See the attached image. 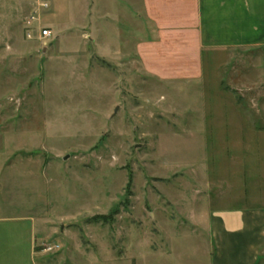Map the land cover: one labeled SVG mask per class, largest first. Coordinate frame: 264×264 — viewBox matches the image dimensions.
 <instances>
[{"label": "rangeland", "instance_id": "obj_1", "mask_svg": "<svg viewBox=\"0 0 264 264\" xmlns=\"http://www.w3.org/2000/svg\"><path fill=\"white\" fill-rule=\"evenodd\" d=\"M112 1L116 18L52 0L42 41L25 35L33 1L0 0V264L145 255L157 222L264 209V50L172 51Z\"/></svg>", "mask_w": 264, "mask_h": 264}, {"label": "crops", "instance_id": "obj_2", "mask_svg": "<svg viewBox=\"0 0 264 264\" xmlns=\"http://www.w3.org/2000/svg\"><path fill=\"white\" fill-rule=\"evenodd\" d=\"M111 1L101 0V11L110 18H116L110 8ZM120 2L121 0H116L112 1V4L119 5ZM141 2L144 9L135 7L134 4H139L137 0H123V3H130L128 10L133 13L135 26L136 22H142L145 11L160 27V36H171L173 40L174 37L177 38L172 51L192 50L200 55L203 51L226 53L264 50V0ZM170 15L173 16L168 17ZM126 16L131 18L127 11L121 8L117 18ZM191 18L194 19L193 26L189 21ZM163 44L167 45V41ZM153 46L155 45L148 48V44H139L136 49L140 52L151 51ZM196 62L199 64V59ZM205 211L191 221L180 220L177 224L172 222L175 220L168 223L157 222V226L162 230L157 242L153 243L152 239H149L138 245L139 249L147 248L145 255H131L133 247L123 254L110 253L107 257L104 256V262L101 264H128L132 261V264H264V209ZM170 231H176L173 234L177 235H172ZM67 249L68 247L64 246L59 255L52 259V263L69 264L67 260H71L72 264H75L76 258H73V254L69 255ZM82 254L84 258L92 256V252L84 251ZM44 260H40L41 264H51V261Z\"/></svg>", "mask_w": 264, "mask_h": 264}, {"label": "built area", "instance_id": "obj_3", "mask_svg": "<svg viewBox=\"0 0 264 264\" xmlns=\"http://www.w3.org/2000/svg\"><path fill=\"white\" fill-rule=\"evenodd\" d=\"M33 1L36 9L25 21V35L31 40L36 35L42 41H48L51 39L52 33L49 27L43 26L42 16L51 10L52 0H30ZM60 250L59 245H47L44 247V253L51 254Z\"/></svg>", "mask_w": 264, "mask_h": 264}, {"label": "trees", "instance_id": "obj_4", "mask_svg": "<svg viewBox=\"0 0 264 264\" xmlns=\"http://www.w3.org/2000/svg\"><path fill=\"white\" fill-rule=\"evenodd\" d=\"M103 217V216H102ZM108 217V216H107ZM107 217H104L103 219L107 218Z\"/></svg>", "mask_w": 264, "mask_h": 264}]
</instances>
